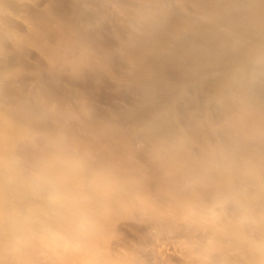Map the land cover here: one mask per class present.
<instances>
[{
    "label": "bare ground",
    "instance_id": "obj_1",
    "mask_svg": "<svg viewBox=\"0 0 264 264\" xmlns=\"http://www.w3.org/2000/svg\"><path fill=\"white\" fill-rule=\"evenodd\" d=\"M109 201L264 264V0H0V264H122Z\"/></svg>",
    "mask_w": 264,
    "mask_h": 264
},
{
    "label": "rangeland",
    "instance_id": "obj_2",
    "mask_svg": "<svg viewBox=\"0 0 264 264\" xmlns=\"http://www.w3.org/2000/svg\"><path fill=\"white\" fill-rule=\"evenodd\" d=\"M133 143L140 150L144 144L142 140ZM108 204L107 215L99 225L100 246L122 264H220L225 261L222 257L239 263L237 250L229 239V246L223 251L218 246L208 249L209 242L215 238L208 224L169 214L155 215L138 205L121 207L114 201ZM224 252L226 255L222 256Z\"/></svg>",
    "mask_w": 264,
    "mask_h": 264
}]
</instances>
